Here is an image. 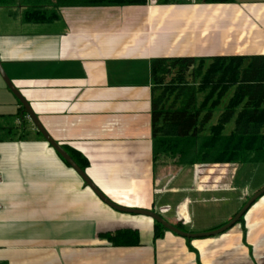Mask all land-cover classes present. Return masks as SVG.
Instances as JSON below:
<instances>
[{
  "label": "crops",
  "instance_id": "1",
  "mask_svg": "<svg viewBox=\"0 0 264 264\" xmlns=\"http://www.w3.org/2000/svg\"><path fill=\"white\" fill-rule=\"evenodd\" d=\"M166 1L62 7L40 24L25 22L18 5L0 8V61L51 138L88 161L85 173L108 199L204 233L264 189V164L155 177L151 62L264 57V0ZM22 115L0 76V264H264V195L221 235L156 239L152 219L101 202ZM123 229L139 232L138 246L104 237Z\"/></svg>",
  "mask_w": 264,
  "mask_h": 264
},
{
  "label": "trees",
  "instance_id": "2",
  "mask_svg": "<svg viewBox=\"0 0 264 264\" xmlns=\"http://www.w3.org/2000/svg\"><path fill=\"white\" fill-rule=\"evenodd\" d=\"M146 3L147 0H0V8L18 5L24 9L25 22L40 24L57 18L56 9L62 7ZM151 81L155 177L164 171L166 161L179 168L264 164V57L155 59L151 62ZM21 111L28 118L22 106ZM64 149L85 171L88 161ZM181 211L185 213L184 207ZM176 226L186 231L181 223ZM154 231L158 239L167 230L154 222ZM104 237L116 247L139 245L137 230L123 229Z\"/></svg>",
  "mask_w": 264,
  "mask_h": 264
},
{
  "label": "water",
  "instance_id": "3",
  "mask_svg": "<svg viewBox=\"0 0 264 264\" xmlns=\"http://www.w3.org/2000/svg\"><path fill=\"white\" fill-rule=\"evenodd\" d=\"M0 76L5 82L6 86L9 88V90L15 95V97L20 102L23 112L28 116L29 120L33 123L37 131L40 133L42 138L57 152V154L63 159V161L71 168L73 169L76 174L84 181V183L92 190V192L96 195V197L103 202L105 205H107L112 210H115L120 213L125 214H133V215H140L145 216L150 219H152L154 222H157L160 224L165 230L172 232L180 237L192 240V239H202V238H209V237H215L218 235H221L232 228H234L240 220L247 214L249 209L253 206V204L264 195V189L256 193L254 196H252L246 204L243 206V208L226 224L223 226L204 233H189L186 231H183L179 229L176 225H173L165 220L161 215L157 214L156 212L148 211V210H140V209H132V208H126L119 206L112 202L110 199H108L96 186L95 184L90 180V178L87 176L85 171H83L73 160V158L68 154V152L55 140L51 138V136L47 133V131L44 129L43 125L33 112L30 104L27 102V100L23 97L21 92L14 86V84L11 82V80L8 78L3 65L0 61Z\"/></svg>",
  "mask_w": 264,
  "mask_h": 264
},
{
  "label": "rangeland",
  "instance_id": "4",
  "mask_svg": "<svg viewBox=\"0 0 264 264\" xmlns=\"http://www.w3.org/2000/svg\"><path fill=\"white\" fill-rule=\"evenodd\" d=\"M231 127H232V124H231V126L228 127V130H230ZM166 162L167 163L165 164V166L162 165L163 167H165V169L163 168L164 171L161 172L162 175L163 174L166 175V176L177 175L178 173H180L181 169H184V168H179V167L174 166L170 161H166ZM225 165L226 164H223V165L216 164V165H208V166L197 165L198 166L197 173L199 172V175L200 176L204 175V177L206 175H208L210 170H214L215 171L214 174H220L221 172H223V173L228 172V173L232 174L233 170L235 169V168H233L234 166H232V167H227L226 166L225 167ZM213 166H217V167L212 168ZM194 167H196V166H194ZM186 168H188V167H186ZM190 169L191 170L189 172L192 171V174H194V168H190ZM263 171H264V168L260 171L259 181H261V182H263V180H264V176L262 174Z\"/></svg>",
  "mask_w": 264,
  "mask_h": 264
},
{
  "label": "bare ground",
  "instance_id": "5",
  "mask_svg": "<svg viewBox=\"0 0 264 264\" xmlns=\"http://www.w3.org/2000/svg\"><path fill=\"white\" fill-rule=\"evenodd\" d=\"M242 219H243V218H242ZM239 223H240V222H239ZM239 223H238V224H239ZM168 232H169V231H168Z\"/></svg>",
  "mask_w": 264,
  "mask_h": 264
},
{
  "label": "built area",
  "instance_id": "6",
  "mask_svg": "<svg viewBox=\"0 0 264 264\" xmlns=\"http://www.w3.org/2000/svg\"><path fill=\"white\" fill-rule=\"evenodd\" d=\"M0 209H1V207H0Z\"/></svg>",
  "mask_w": 264,
  "mask_h": 264
}]
</instances>
